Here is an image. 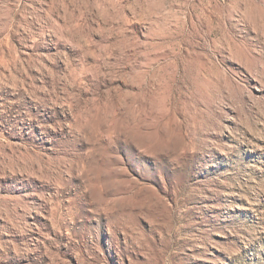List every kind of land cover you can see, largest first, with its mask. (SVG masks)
Instances as JSON below:
<instances>
[{
    "label": "rangeland",
    "instance_id": "rangeland-1",
    "mask_svg": "<svg viewBox=\"0 0 264 264\" xmlns=\"http://www.w3.org/2000/svg\"><path fill=\"white\" fill-rule=\"evenodd\" d=\"M0 264H264V0H0Z\"/></svg>",
    "mask_w": 264,
    "mask_h": 264
}]
</instances>
